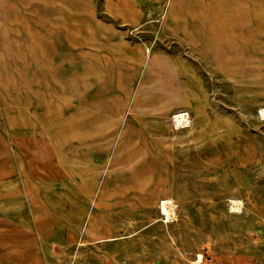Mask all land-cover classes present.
<instances>
[{
    "label": "rangeland",
    "instance_id": "374dc122",
    "mask_svg": "<svg viewBox=\"0 0 264 264\" xmlns=\"http://www.w3.org/2000/svg\"><path fill=\"white\" fill-rule=\"evenodd\" d=\"M263 9L0 0V264H264Z\"/></svg>",
    "mask_w": 264,
    "mask_h": 264
},
{
    "label": "bare ground",
    "instance_id": "6f19581e",
    "mask_svg": "<svg viewBox=\"0 0 264 264\" xmlns=\"http://www.w3.org/2000/svg\"><path fill=\"white\" fill-rule=\"evenodd\" d=\"M238 2V1H237ZM254 2V1H253ZM258 3H260V2H258ZM213 3H211V5H212ZM246 5V4H245ZM247 6V5H246ZM259 6V5H258ZM228 7V6H227ZM248 7V6H247ZM224 8V7H223ZM254 9V8H253ZM258 10V9H257ZM260 10H261V8H260ZM264 10V9H263ZM151 12V11H150ZM259 12V11H258ZM255 13H257V12H255ZM174 14V13H173ZM150 17V16H149ZM258 19V18H257ZM246 20V19H245ZM204 24V23H203ZM256 25V24H255ZM261 29V28H260ZM264 31V30H263ZM191 32H192V30H191ZM190 32V33H191ZM211 32V31H210ZM257 32V31H256ZM192 34V33H191ZM175 36V35H174ZM180 38V37H179ZM183 40H185L186 39V37H184L183 36ZM189 38V37H188ZM204 39V38H203ZM192 40V39H191ZM191 40H185V42L188 44V45H190L191 47H192V49H196V46H195V44L193 43V42H191ZM262 40V39H261ZM264 40V39H263ZM194 41V40H193ZM211 41V40H210ZM220 41V40H219ZM220 43V42H219ZM204 44V43H203ZM163 48V47H162ZM203 48V47H202ZM157 51V50H156ZM157 57V56H156ZM206 59V58H205ZM260 60V59H259ZM212 61V60H211ZM152 62H154V61H152ZM150 64V63H149ZM208 64V63H207ZM262 64V63H261ZM151 66V65H150ZM216 66V65H215ZM176 68V67H175ZM148 73V72H147ZM147 73H146V75H147ZM156 75V74H155ZM210 78V77H209ZM175 83V82H174ZM171 91V90H170ZM140 96V95H139ZM146 97H147V95H146ZM145 97V98H146ZM148 98V97H147ZM135 99V98H134ZM157 99H159L158 97H151V98H149V99H145V100H143V104L144 105H147V104H149V105H153L155 102H156V100ZM134 101V100H133ZM7 102V101H6ZM106 104V103H105ZM177 106V105H176ZM9 107V106H8ZM184 109H186V108H184ZM5 110V109H4ZM171 110V109H170ZM177 110V109H176ZM118 113V111H114L113 113ZM174 112V111H173ZM264 112V111H263ZM3 113H4V111H3ZM189 113V112H188ZM6 114V113H5ZM30 114V113H29ZM95 114V113H94ZM6 116H8L7 114H6ZM5 116V117H6ZM10 116V115H9ZM174 117H172V118H174L175 119V121H176V124L177 125H179V124H184L185 122H187L189 119V117H188V114L187 113H177L176 115H173ZM168 117V116H167ZM77 118V117H76ZM98 118V117H97ZM106 118V117H105ZM107 118H111V117H107ZM171 118V117H170ZM7 119V118H6ZM11 119H12V117H11ZM74 119V118H73ZM8 120V119H7ZM104 120V119H103ZM106 120V119H105ZM157 120V119H156ZM11 121L12 120H10V123H11ZM114 121V120H113ZM15 122V121H14ZM66 122V121H65ZM80 122V121H79ZM112 122V121H111ZM173 122V121H172ZM9 123V124H10ZM37 123V122H36ZM123 123V122H122ZM170 123V122H169ZM12 125V124H11ZM65 125V124H64ZM192 125V124H191ZM190 125V126H191ZM109 126V125H108ZM107 126V127H108ZM121 126V125H120ZM183 126V125H182ZM113 127H116V126H113ZM119 127V126H118ZM4 128V127H3ZM36 128V127H35ZM43 128V127H42ZM76 128V127H75ZM106 128V127H105ZM187 128V127H186ZM191 128H193V126L191 127ZM85 129H86V131H87V133L85 132L84 134H87V135H91V134H95V132L93 133V129H92V126H91V122L90 123H87L86 124V127H85ZM2 130V129H1ZM76 130V129H75ZM78 130V129H77ZM76 130V131H77ZM95 130V129H94ZM99 130V129H98ZM182 130V129H181ZM83 131V130H82ZM108 131V130H107ZM7 132V131H6ZM79 132V131H78ZM77 132V133H78ZM4 133V132H3ZM11 133V132H10ZM67 133V132H66ZM71 133V132H70ZM171 133V132H170ZM180 133V132H179ZM97 134V133H96ZM95 134V135H96ZM172 134V133H171ZM187 134V133H186ZM6 135V134H5ZM67 136V135H66ZM70 136V135H69ZM117 136V135H116ZM181 136V135H180ZM63 137V136H62ZM85 137H86V135H85ZM93 137V136H92ZM171 137H173L172 135H171ZM72 138V137H71ZM89 138V137H88ZM3 139V138H2ZM67 139V138H66ZM69 139H70V137H69ZM4 140V139H3ZM59 140V139H58ZM68 141V140H67ZM67 141H65V142H67ZM104 141V140H103ZM102 141V142H103ZM60 142V141H59ZM65 142H63L64 144H65ZM97 142H98V140H97ZM62 143V142H61ZM68 143V142H67ZM55 144V143H54ZM58 144V143H57ZM114 144V143H113ZM56 145V144H55ZM106 145V144H105ZM57 146V145H56ZM59 146V145H58ZM97 146V145H96ZM99 146H101V145H99ZM99 146H98V148H99ZM112 147V146H111ZM7 148V147H6ZM65 148V147H64ZM70 148V147H69ZM95 149V148H94ZM112 149V148H111ZM10 150V149H9ZM3 151V150H2ZM66 151H68V150H66ZM76 151V150H75ZM91 151V150H90ZM96 151V150H95ZM9 153V152H8ZM63 153V152H62ZM71 153V152H70ZM74 153V152H73ZM93 153H96V152H93ZM79 154V153H78ZM11 156V155H10ZM105 156V155H104ZM69 157V156H68ZM97 157V156H96ZM108 157V156H107ZM70 158V157H69ZM63 159V158H62ZM78 159V158H77ZM4 160V159H3ZM81 160V159H80ZM79 160V161H80ZM88 160V159H87ZM96 160V159H95ZM68 161V160H67ZM100 161H101V159H100ZM11 162V161H10ZM69 162V161H68ZM76 162V161H75ZM108 162V161H107ZM81 163V162H80ZM87 163V162H86ZM98 163V162H97ZM72 164V163H71ZM7 165V164H6ZM5 165V166H6ZM78 165V164H77ZM83 165V164H82ZM86 165V164H85ZM104 165V164H103ZM12 166V165H11ZM102 173V172H101ZM150 174L151 173H149L148 175H147V181L148 180H150ZM14 178V177H13ZM99 179H100V177H99ZM7 186V185H6ZM9 187V186H8ZM157 201L158 202H160V206H161V208H162V213L166 216V218L167 219H169V218H171L172 217V214H173V210H174V201H173V198L171 197V195L170 196H164L162 193H158L157 194ZM232 202L234 203V204H236L237 206L240 204L239 202L240 201H237V200H235V199H232ZM222 203V202H221ZM220 207V206H219ZM131 217V216H130ZM131 219V218H130ZM172 219V218H171ZM14 229V228H13ZM3 230V229H2Z\"/></svg>",
    "mask_w": 264,
    "mask_h": 264
}]
</instances>
